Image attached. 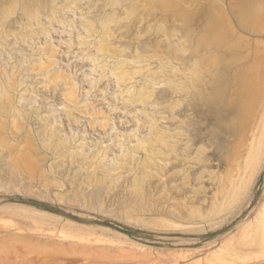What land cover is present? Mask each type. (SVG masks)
Masks as SVG:
<instances>
[{
	"label": "rangeland",
	"instance_id": "obj_1",
	"mask_svg": "<svg viewBox=\"0 0 264 264\" xmlns=\"http://www.w3.org/2000/svg\"><path fill=\"white\" fill-rule=\"evenodd\" d=\"M0 264H264V0H0Z\"/></svg>",
	"mask_w": 264,
	"mask_h": 264
},
{
	"label": "bare ground",
	"instance_id": "obj_2",
	"mask_svg": "<svg viewBox=\"0 0 264 264\" xmlns=\"http://www.w3.org/2000/svg\"><path fill=\"white\" fill-rule=\"evenodd\" d=\"M160 2V1H159ZM161 3H162V1H161ZM163 3H164V1H163ZM251 15V14H250ZM253 16V15H252ZM215 86V85H214ZM249 86V85H248ZM245 88V87H244ZM247 90H246V88H245V90H243V95L245 96V97H247V102H248V100H251V93H248V92H246ZM202 91H200V93H201ZM203 94V93H202ZM195 95V94H194ZM242 95V96H243ZM250 95V96H249ZM195 96H198L197 95V93H196V95ZM199 96H201V95H199ZM203 96V95H202Z\"/></svg>",
	"mask_w": 264,
	"mask_h": 264
}]
</instances>
